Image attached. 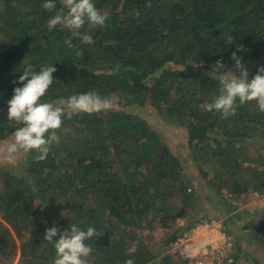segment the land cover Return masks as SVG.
<instances>
[{
	"label": "trees",
	"instance_id": "1",
	"mask_svg": "<svg viewBox=\"0 0 264 264\" xmlns=\"http://www.w3.org/2000/svg\"><path fill=\"white\" fill-rule=\"evenodd\" d=\"M44 2L0 0V145L15 131L8 101L23 87V69L53 64L43 101L96 90L139 109L150 103L186 128L190 159L138 113L113 107L65 116L46 160L22 153L25 162L0 163V264H54L45 229L70 224L101 234L87 241L94 249L88 264H195L172 247L207 217L194 210L210 193L219 195L217 211L233 242L231 264L240 257L264 264L242 256L238 233L249 229L264 246V208L246 220L252 211L236 202L264 188V112L256 101L228 119L200 107L219 94V73L210 74L216 61L225 66L221 73L235 70L238 44L250 80L264 66V0H93L109 19L104 27L85 24L81 31L93 42L74 39L71 49L63 43L67 30H48L56 10L43 9ZM157 226L167 231L153 240Z\"/></svg>",
	"mask_w": 264,
	"mask_h": 264
},
{
	"label": "clouds",
	"instance_id": "2",
	"mask_svg": "<svg viewBox=\"0 0 264 264\" xmlns=\"http://www.w3.org/2000/svg\"><path fill=\"white\" fill-rule=\"evenodd\" d=\"M42 8L49 12L56 10L47 22L48 30L52 31L57 26L67 30L70 35L63 43L70 49L75 47L74 39L84 44L93 42L87 32L81 31L85 24L89 28L104 27L109 19V13L98 9L93 0H45ZM245 50L244 45L238 44L237 51L232 53L231 59L235 61L233 74L221 73L219 70L225 66L222 60L216 61L211 76L214 79V73H219V94L213 96L211 102L201 104V109L220 113L222 119H228L236 115L240 105L256 101L259 111L264 112V66L259 67L250 80L243 58L237 55V52ZM56 71L53 64L42 65L39 71L34 70L31 64L23 69L18 81L23 87H16L8 101V121L13 123L15 131L10 142L0 145V161L12 163L20 153H35V162L44 161L52 146L60 143L57 130L61 128L65 116L70 119L74 114L91 115L113 108V99L96 90L74 94L59 102L43 101L55 80L53 73ZM97 236L101 234L94 227L82 230L76 224H70L63 230L58 226L46 228L44 240L54 244V264H88L87 258L94 249L87 241ZM124 264H135V261L127 259Z\"/></svg>",
	"mask_w": 264,
	"mask_h": 264
},
{
	"label": "rangeland",
	"instance_id": "3",
	"mask_svg": "<svg viewBox=\"0 0 264 264\" xmlns=\"http://www.w3.org/2000/svg\"><path fill=\"white\" fill-rule=\"evenodd\" d=\"M204 72L208 73L209 70L204 69ZM234 72H235V70H230V72L228 74H233ZM211 73H212V71H211ZM236 75L239 76V73L237 72ZM113 101H114L113 107L123 108L126 111L138 113L142 117L146 118L154 128H156L157 130H159V132H161L162 136L169 142V144L172 147H176L177 150L186 159H190V156H189L188 152L186 151L187 149L185 148V139H186V133H187L185 127L172 124L167 119H164L163 116L158 112L157 108L154 107L150 103L144 105L143 109H139L138 106H136V105H128V104L123 105L122 104L123 102L120 104V103H117V101H115V100H113ZM118 102H120V101H118ZM10 141L11 140L9 138L4 139L1 145H3L5 142H10ZM21 157H22V162H25L24 155H22V153H20L18 155L17 159H20ZM0 163H3V162L0 161ZM190 166H191V168H193L192 170L194 172L198 173V175H199V171L196 170L195 164L193 163ZM262 189H264V188H262ZM250 191H248V192H250ZM248 192H244V194L248 193ZM209 197L210 198L208 201H206L204 199H199V198L196 200V205H195V210H194L195 216H198L201 213L204 214L205 212H208L207 217L205 219L225 218V216H222V215L220 216V213L217 211L219 208H217L216 203L219 202V195H217L215 193H213V195H212L210 193ZM236 202L239 204V208H243V210L245 209L248 211H252V214H249L245 217L246 220L251 219L257 209L262 210L264 208V200L260 201L259 203L251 200V202L247 203V199L243 198L242 195H237ZM243 222H245V221L243 220ZM223 228H224V222H223ZM166 231H167V228L162 227V226H157L152 231V233L154 234L153 240H156L157 238L165 235ZM146 233H148V231H146ZM238 233L243 234L242 246L244 247V250L241 252L242 256L247 255L249 257V259H251V256L253 255V257L255 256V257H258L260 259H264V246L253 241L254 239L251 235L250 230L249 229L244 230L242 228L241 229L239 228ZM203 234H207V232H203ZM191 245L192 244H190V242H189L188 247ZM180 246L182 247V245H180L179 241H177L174 243L172 249L179 248ZM182 250H183V248H182ZM230 250H231V248L226 253V256H224V258L221 259L220 262H218L216 264H231V261H229V258H228V253ZM188 251L191 254V256H194L193 254H195V252H196L194 248L192 249V251L189 249H188ZM19 256H20V251L18 252V256H17L15 262L18 260ZM236 264H244V260L242 259V257H240L237 260Z\"/></svg>",
	"mask_w": 264,
	"mask_h": 264
},
{
	"label": "built area",
	"instance_id": "4",
	"mask_svg": "<svg viewBox=\"0 0 264 264\" xmlns=\"http://www.w3.org/2000/svg\"><path fill=\"white\" fill-rule=\"evenodd\" d=\"M239 195L247 199V203L251 200L259 203L264 200V189H253L248 193L242 192ZM203 232H207V234H203ZM178 241L182 245V252L186 253L195 264L220 262L233 243L224 231L223 218L203 219L189 233L180 236ZM189 242L192 245L188 247ZM193 248L196 251L194 256H191L189 251H185V249L192 251Z\"/></svg>",
	"mask_w": 264,
	"mask_h": 264
}]
</instances>
